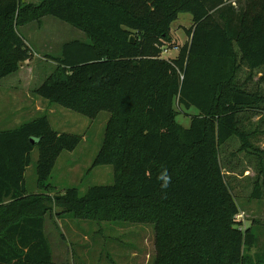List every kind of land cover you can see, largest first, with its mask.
Returning a JSON list of instances; mask_svg holds the SVG:
<instances>
[{
  "label": "trees",
  "instance_id": "16d2710c",
  "mask_svg": "<svg viewBox=\"0 0 264 264\" xmlns=\"http://www.w3.org/2000/svg\"><path fill=\"white\" fill-rule=\"evenodd\" d=\"M182 13L193 16L190 40L176 58H163L178 48L172 24ZM45 16L89 41L48 55L57 68L36 92L90 118L109 112L94 165L115 169L113 184L84 195L69 188L58 203L88 219L153 224L156 264H253L245 248L255 234L238 227L220 153L235 136L252 146L239 114L264 104L260 89L247 86L264 67V0L242 9L235 0H0V82L34 57L20 27ZM243 67L250 76L241 82ZM179 107L199 110L189 128L177 121ZM80 141L46 115L0 130V264H72L54 259L50 207L28 193L26 171L38 148L44 185L61 153Z\"/></svg>",
  "mask_w": 264,
  "mask_h": 264
},
{
  "label": "rangeland",
  "instance_id": "374dc122",
  "mask_svg": "<svg viewBox=\"0 0 264 264\" xmlns=\"http://www.w3.org/2000/svg\"><path fill=\"white\" fill-rule=\"evenodd\" d=\"M235 1L242 9L249 0ZM192 20V14L182 13L173 22L174 45L179 48L167 49L165 57L173 59L189 42L185 29L191 27ZM20 32L35 54L32 60L21 64L18 72L1 81L0 130L15 128L46 115L57 132L81 137L74 150L61 153L44 185L40 184L36 170L38 148L32 152L33 163L26 171L28 193L43 195L44 203L50 207L46 214V233L55 261L72 264H156L159 254L153 224L88 219L69 211L57 201L69 188L76 187L80 195H84L93 186L111 185L115 181L112 165H94L104 142L110 113L102 111L96 118H90L36 92L57 68V63L48 55L61 57L67 42L89 41L86 33L54 16H45L41 21L23 25ZM239 76L241 82L245 81L250 76L249 69L243 67ZM254 77L247 86L252 91L260 89L264 94V67L255 72ZM178 110L177 121L185 128H189L192 119L199 114L196 107H179ZM239 118L240 129L247 133L252 146L243 148L241 138L233 137L221 148V165L240 207L238 227L243 231L250 229L255 234L245 253L253 264H264V104L251 113H240Z\"/></svg>",
  "mask_w": 264,
  "mask_h": 264
},
{
  "label": "crops",
  "instance_id": "0c3cea01",
  "mask_svg": "<svg viewBox=\"0 0 264 264\" xmlns=\"http://www.w3.org/2000/svg\"><path fill=\"white\" fill-rule=\"evenodd\" d=\"M40 0H33V2H39ZM30 2V1H29ZM192 22H193V20H192ZM192 25H193V23H192ZM191 25V26H192ZM190 28V27H189ZM88 40V39H87ZM175 43V42H174ZM179 48V47H178ZM178 48H173V49H168V50H170V51H172V50H177ZM168 50H166V51H168ZM166 51H164V52H166ZM179 54V52H177V54L176 55H174V57L173 58H176V56ZM163 58H168L167 56L165 57L164 56V53H163ZM169 59V58H168ZM259 76H262V75H259ZM258 77H256V79H257ZM254 79H255V77H254ZM252 82V81H251ZM0 84H1V82H0ZM6 130V129H5ZM29 168V167H28ZM47 219V218H46ZM53 256H54V254H53ZM54 258H55V256H54Z\"/></svg>",
  "mask_w": 264,
  "mask_h": 264
},
{
  "label": "water",
  "instance_id": "95a60500",
  "mask_svg": "<svg viewBox=\"0 0 264 264\" xmlns=\"http://www.w3.org/2000/svg\"><path fill=\"white\" fill-rule=\"evenodd\" d=\"M131 41H132L133 43H135V39H134V37H132ZM34 141H35V140L33 139V142H34Z\"/></svg>",
  "mask_w": 264,
  "mask_h": 264
},
{
  "label": "clouds",
  "instance_id": "9594fccd",
  "mask_svg": "<svg viewBox=\"0 0 264 264\" xmlns=\"http://www.w3.org/2000/svg\"><path fill=\"white\" fill-rule=\"evenodd\" d=\"M167 182H168V181H167V179L165 178V186L167 185Z\"/></svg>",
  "mask_w": 264,
  "mask_h": 264
}]
</instances>
